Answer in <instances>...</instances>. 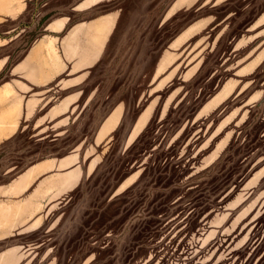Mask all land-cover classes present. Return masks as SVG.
<instances>
[{
	"label": "rangeland",
	"instance_id": "obj_1",
	"mask_svg": "<svg viewBox=\"0 0 264 264\" xmlns=\"http://www.w3.org/2000/svg\"><path fill=\"white\" fill-rule=\"evenodd\" d=\"M82 1L0 0L13 15H0V58L10 54L0 85L11 88L0 137L15 131L18 103L44 93L0 143V184L70 154L60 166L78 158L77 169L44 182L67 189L84 174L40 228L0 240V264H264V0H85L78 7L98 4L73 10ZM108 13L117 20L100 60L55 93L79 90L76 107L43 121L53 91L31 90V65L13 66L47 18Z\"/></svg>",
	"mask_w": 264,
	"mask_h": 264
},
{
	"label": "crops",
	"instance_id": "obj_2",
	"mask_svg": "<svg viewBox=\"0 0 264 264\" xmlns=\"http://www.w3.org/2000/svg\"><path fill=\"white\" fill-rule=\"evenodd\" d=\"M84 1L73 7V10L85 11L98 4L95 3L87 8L78 7ZM186 1L183 0L182 4ZM186 6H191V4L187 2L184 4V7ZM0 15L13 16L7 12H0ZM37 16L33 19V22L31 21L32 25L39 26ZM116 20V13L102 14L76 21H72L70 15H63L49 17L40 25L39 34L31 41L25 59L13 66L12 69L14 70L15 67L22 65L24 62L28 63L31 65V90L37 89V92L53 91L50 99L46 101V103L52 101V104L47 117L43 121L59 123L67 120V114L77 105L80 92L78 90V92L58 95L59 98L55 93L77 87L84 81L83 76L100 60L113 33ZM19 27L17 25L5 32L10 34ZM21 31L23 32V30ZM22 32H19L16 36L18 37ZM9 57L10 54H7L0 58V61L5 59L0 73L6 68ZM65 73H71L74 76L62 80V75ZM68 80H71V82ZM7 90H11L8 84L0 85V96L5 95ZM42 96H44V93L37 94L35 98H30L28 102L22 105L18 103L14 115L15 121L18 123L17 127L10 135L0 137V143L11 138L19 130V121L27 114L28 116L31 115V111L38 106V99H42ZM5 99H0V114L11 104ZM39 125H43V123ZM74 156L75 154H70L60 158H42L29 164L30 166L10 183L0 184V240L17 233L31 232L43 225L47 218L45 211L53 207L55 203L60 202V199L82 180L84 174L82 172L77 183L67 189H63L65 185L60 182L52 185L44 182L48 180L45 175L54 170H62L61 174L63 175L75 171L77 169L75 165H79L78 158L76 161L60 166ZM34 181L41 183L31 193V185ZM25 191H28V194L23 196ZM26 208L28 209L24 210ZM11 257V259H14L13 256Z\"/></svg>",
	"mask_w": 264,
	"mask_h": 264
},
{
	"label": "trees",
	"instance_id": "obj_3",
	"mask_svg": "<svg viewBox=\"0 0 264 264\" xmlns=\"http://www.w3.org/2000/svg\"><path fill=\"white\" fill-rule=\"evenodd\" d=\"M221 105H222V104H221ZM221 105H220V106H221ZM220 106H219V107H220Z\"/></svg>",
	"mask_w": 264,
	"mask_h": 264
}]
</instances>
